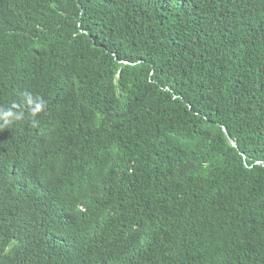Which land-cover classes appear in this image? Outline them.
I'll use <instances>...</instances> for the list:
<instances>
[{"label": "trees", "instance_id": "trees-1", "mask_svg": "<svg viewBox=\"0 0 264 264\" xmlns=\"http://www.w3.org/2000/svg\"><path fill=\"white\" fill-rule=\"evenodd\" d=\"M0 110V264H264V0H0Z\"/></svg>", "mask_w": 264, "mask_h": 264}, {"label": "clouds", "instance_id": "clouds-1", "mask_svg": "<svg viewBox=\"0 0 264 264\" xmlns=\"http://www.w3.org/2000/svg\"><path fill=\"white\" fill-rule=\"evenodd\" d=\"M36 101L37 102L35 103V106L31 109L33 116H36L37 113L41 111L42 108L44 107V101L42 98L37 97ZM28 102L29 103L34 102L30 95ZM20 118L21 115L14 114L11 110H7V111L0 110V119H3L5 124H10L12 122V119H20ZM65 155H66V151L64 152L63 155L53 153L45 149L41 151L39 166L41 167V172H43V174H42V178L40 179V184L45 189L52 191L54 181L51 180V177L52 175L56 174V170L57 168H59L61 162L65 158ZM61 219L52 220L51 228L54 232H57L60 238H64L65 240L66 239L68 240L71 237L70 234L72 233V231L67 227H61Z\"/></svg>", "mask_w": 264, "mask_h": 264}, {"label": "water", "instance_id": "water-1", "mask_svg": "<svg viewBox=\"0 0 264 264\" xmlns=\"http://www.w3.org/2000/svg\"><path fill=\"white\" fill-rule=\"evenodd\" d=\"M229 141L230 143H232L233 145H235V142L229 137Z\"/></svg>", "mask_w": 264, "mask_h": 264}]
</instances>
